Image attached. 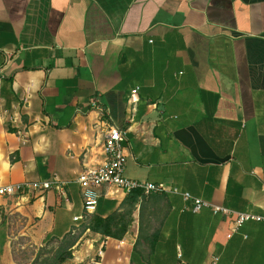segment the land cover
I'll list each match as a JSON object with an SVG mask.
<instances>
[{
	"label": "crops",
	"instance_id": "1",
	"mask_svg": "<svg viewBox=\"0 0 264 264\" xmlns=\"http://www.w3.org/2000/svg\"><path fill=\"white\" fill-rule=\"evenodd\" d=\"M0 115V183L62 186L0 208L36 246L76 235L63 264L103 242V264H264V222L228 237L234 215L181 195L264 216V0H0ZM110 125L124 176L164 190L132 205L100 187L86 216L77 179L104 162ZM113 215L121 239L91 230ZM0 264H17L1 225Z\"/></svg>",
	"mask_w": 264,
	"mask_h": 264
},
{
	"label": "built area",
	"instance_id": "2",
	"mask_svg": "<svg viewBox=\"0 0 264 264\" xmlns=\"http://www.w3.org/2000/svg\"><path fill=\"white\" fill-rule=\"evenodd\" d=\"M137 89L132 91L129 102L135 104V95ZM93 106L97 107L96 104ZM1 118V115H0ZM125 140V132L114 125L108 127L107 132L104 135L103 153L105 160L102 164L94 168L85 169L78 177L77 183L81 188L82 204L85 215H90L96 212L101 194L99 188L103 186L114 187L121 189L126 193L132 191H141L144 195L151 193H159L164 190L163 185H155L152 183L137 182L127 179L124 176L126 155L124 153L123 142ZM50 189L61 190L62 186L59 182H22L12 185H3L0 183V197H13L21 195L28 191H48ZM177 193L176 190L173 191ZM184 202L190 203V208L193 212H198L202 208H211L216 214H222L224 216H233V227L228 237H231L232 233L237 231L244 223L249 221L264 222V216H255L248 213H236L228 208L219 205H213L202 199L195 198L189 193L181 194ZM86 216L75 217L74 221H79ZM106 242H103L97 251L95 257H93L88 264H103L104 247ZM217 259L214 260L213 264ZM187 264L179 254V263Z\"/></svg>",
	"mask_w": 264,
	"mask_h": 264
},
{
	"label": "rangeland",
	"instance_id": "3",
	"mask_svg": "<svg viewBox=\"0 0 264 264\" xmlns=\"http://www.w3.org/2000/svg\"><path fill=\"white\" fill-rule=\"evenodd\" d=\"M0 225L9 235L12 258L17 264H32L37 256H40L39 261H42L60 250V240H49L41 246L32 244L22 233L25 221L18 214L6 213L2 208H0ZM74 251L75 246L72 249V252Z\"/></svg>",
	"mask_w": 264,
	"mask_h": 264
},
{
	"label": "trees",
	"instance_id": "4",
	"mask_svg": "<svg viewBox=\"0 0 264 264\" xmlns=\"http://www.w3.org/2000/svg\"><path fill=\"white\" fill-rule=\"evenodd\" d=\"M141 195L142 193L140 191H132L128 195V200L132 205H134L137 202V200L141 197ZM115 220H116L115 215L108 217L105 220L94 218L92 221L93 223L91 225V230L101 232L110 237L121 239L124 234V229L122 228L123 224L117 231L113 232V226L115 225ZM114 228L116 229L117 226H115ZM118 232L120 234H117ZM78 239H79L78 237H76L75 235H71V234L65 236L62 240L59 241L61 243L60 250H58L53 256L47 257L43 259L42 261H39L40 256H37L32 264H63L65 263L66 261L72 259L73 257L72 249L77 243Z\"/></svg>",
	"mask_w": 264,
	"mask_h": 264
}]
</instances>
